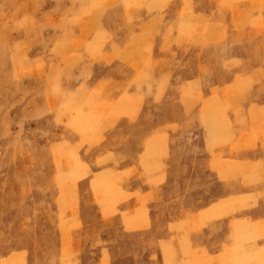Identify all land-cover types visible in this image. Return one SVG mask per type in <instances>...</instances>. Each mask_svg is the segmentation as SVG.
Listing matches in <instances>:
<instances>
[{"label": "rangeland", "instance_id": "rangeland-1", "mask_svg": "<svg viewBox=\"0 0 264 264\" xmlns=\"http://www.w3.org/2000/svg\"><path fill=\"white\" fill-rule=\"evenodd\" d=\"M0 264H264V0H0Z\"/></svg>", "mask_w": 264, "mask_h": 264}]
</instances>
